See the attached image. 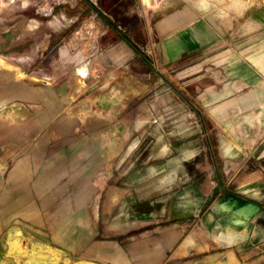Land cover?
<instances>
[{
    "label": "crops",
    "instance_id": "obj_1",
    "mask_svg": "<svg viewBox=\"0 0 264 264\" xmlns=\"http://www.w3.org/2000/svg\"><path fill=\"white\" fill-rule=\"evenodd\" d=\"M202 1L164 0L152 9L142 0H85L75 12L35 18L33 31L25 13L0 29V264H26L37 242L60 251L58 264H264V165L243 173L240 191L228 188V166L213 170L216 185L229 192L211 218L225 215V226L204 227L192 211L159 209L148 195L161 179L180 177L183 165L156 175L154 165L122 162L102 120L74 112V66L61 49L51 52L81 14L97 12L93 71L95 63L101 72L128 64L156 75L117 29L120 21L138 40L155 41L163 87L194 96L204 129L225 125L236 110L264 111V8L229 18ZM249 202L259 205L252 216L238 211Z\"/></svg>",
    "mask_w": 264,
    "mask_h": 264
},
{
    "label": "rangeland",
    "instance_id": "obj_2",
    "mask_svg": "<svg viewBox=\"0 0 264 264\" xmlns=\"http://www.w3.org/2000/svg\"><path fill=\"white\" fill-rule=\"evenodd\" d=\"M84 1L12 0L0 9V19L4 22L0 29L8 28L19 14L25 13L28 27L33 31L35 18L39 21L53 18L61 8L75 12L80 5L85 4ZM142 1L149 8L156 9L164 0ZM202 2L209 3L208 0ZM252 7L264 8V0H254ZM218 10L225 16L226 12H240L236 6H227L226 2L220 3ZM63 17L67 19L65 15ZM97 19V12L81 14L71 31H74L73 34L70 33L65 42L51 51L61 49L63 61L74 66V69L68 67V75H73L75 81L72 98L74 112L102 120L106 141L113 150H122V162L133 163L137 169L154 165L156 175L164 172L162 170L183 165L180 177L173 180L165 178L156 183L155 191L148 195L151 203L154 202L161 210L174 208L192 211L202 217L204 227L211 228L217 221L225 226V215L211 218L217 201L229 192L227 187H221L219 183L216 185L213 172L215 168L228 166V175L234 177L228 188L236 191H240L237 182L243 173H259L258 169L264 165V159L259 157L260 152L264 154V111L260 119L252 121L244 120L245 113H233L232 119L225 125L213 128L207 124L204 129L201 113L194 106V96L186 91L179 93L173 87H163L162 82L167 81L166 72L157 53L152 60L145 55V51L138 49L148 60L151 71L156 74L154 76L146 75V70L141 67L131 70L128 64L116 70L111 67L101 72L95 63L93 71L89 66L90 58L94 55L98 59L97 39L102 30ZM115 25L133 46L134 42L140 46L151 44L138 40L133 30L120 21H115ZM153 43L155 48L154 40ZM32 77L37 78L34 75ZM79 85H84L82 91H78ZM226 145H230V149L224 156L222 152ZM197 146L199 151L196 154L184 157L185 150H193ZM121 186H125L124 182H121ZM256 222H251V229H254ZM37 245L40 248L26 252V264H33L30 260L33 256L37 259L36 264H56L61 259L58 249L40 242ZM11 247L17 248L14 245Z\"/></svg>",
    "mask_w": 264,
    "mask_h": 264
},
{
    "label": "bare ground",
    "instance_id": "obj_3",
    "mask_svg": "<svg viewBox=\"0 0 264 264\" xmlns=\"http://www.w3.org/2000/svg\"><path fill=\"white\" fill-rule=\"evenodd\" d=\"M12 0H1L0 1V9L4 8L8 3H10ZM210 5H211V9L213 12H219V8H220V3H223V2H226L227 6H236L240 11L243 10V9H249L253 6L254 4V0H208ZM163 2V1H162ZM161 5V4H160ZM226 11V10H225ZM243 13V12H242ZM227 17H236L237 14L235 13H229V12H226L225 13ZM244 16V15H243ZM241 18V17H240ZM36 23V22H35ZM34 23V24H35ZM244 24V23H243ZM96 37V36H95ZM92 38V37H91ZM263 41V40H262ZM261 47V46H260ZM263 50V49H262ZM64 52V51H63ZM67 53V52H66ZM263 55V54H262ZM0 62H2L1 58H0ZM89 67V66H88ZM83 69V68H81ZM82 71V70H81ZM76 72V71H75ZM77 76V74H76ZM82 80V79H81ZM83 81V80H82ZM80 86V85H79ZM239 87V86H238ZM237 111V110H236ZM233 112L234 114L238 112ZM241 113H239L240 115ZM263 114V111L262 110H259V111H251V112H248L247 114L245 113V116H244V120L245 118L247 120H251L252 119H260V117L262 116ZM238 115V116H239ZM241 116V115H240ZM230 149V145H226L224 147V150L222 152V154L225 156L226 153L228 152V150ZM252 178V177H251ZM10 245H14L16 246L18 249H20V246H19V243L18 241L16 240H10ZM36 246V248H34ZM37 248H40L39 245L35 244V245H32V249H37ZM31 260V263L33 264H36L37 262V259L33 257L30 258ZM58 260V259H57ZM60 261V259L58 260V262ZM58 262L56 264H58ZM45 264V263H44Z\"/></svg>",
    "mask_w": 264,
    "mask_h": 264
},
{
    "label": "built area",
    "instance_id": "obj_4",
    "mask_svg": "<svg viewBox=\"0 0 264 264\" xmlns=\"http://www.w3.org/2000/svg\"><path fill=\"white\" fill-rule=\"evenodd\" d=\"M120 27V26H119ZM134 46L141 50V51H145L147 54H145L147 57H150L152 60L155 59L156 57V52L154 50V45L149 44L147 46H140L138 43L134 42ZM152 66H154V64L151 63Z\"/></svg>",
    "mask_w": 264,
    "mask_h": 264
},
{
    "label": "water",
    "instance_id": "obj_5",
    "mask_svg": "<svg viewBox=\"0 0 264 264\" xmlns=\"http://www.w3.org/2000/svg\"><path fill=\"white\" fill-rule=\"evenodd\" d=\"M233 197L236 198L238 196L233 195ZM258 208H259V205L258 204L249 202V204H248V206L246 208L239 209L238 211L240 213H243L244 212V214H247V215L252 216V215L255 214V212L258 210Z\"/></svg>",
    "mask_w": 264,
    "mask_h": 264
}]
</instances>
